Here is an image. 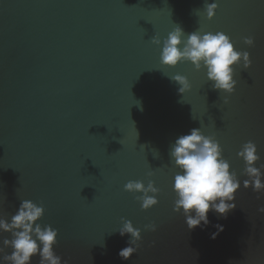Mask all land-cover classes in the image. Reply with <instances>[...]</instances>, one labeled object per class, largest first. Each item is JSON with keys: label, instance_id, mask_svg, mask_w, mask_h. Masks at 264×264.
I'll return each mask as SVG.
<instances>
[{"label": "water", "instance_id": "1", "mask_svg": "<svg viewBox=\"0 0 264 264\" xmlns=\"http://www.w3.org/2000/svg\"><path fill=\"white\" fill-rule=\"evenodd\" d=\"M207 2L219 5L212 20L205 0H0V215L42 202L40 223L59 230L54 250L69 264H264V197L243 188L237 155L252 140L264 164V0ZM177 25L224 32L251 54L249 69L236 67L234 93L214 90L191 62L161 64L152 38L163 42ZM176 74L190 91L179 92ZM193 128L219 141L242 187L226 218L210 211L209 225L189 230L173 211L180 170L169 152ZM149 179L159 203L142 210L124 185ZM122 219L158 226L128 260Z\"/></svg>", "mask_w": 264, "mask_h": 264}, {"label": "clouds", "instance_id": "2", "mask_svg": "<svg viewBox=\"0 0 264 264\" xmlns=\"http://www.w3.org/2000/svg\"><path fill=\"white\" fill-rule=\"evenodd\" d=\"M219 5L205 0L204 9L209 20L215 18ZM243 42L255 46L253 36H245ZM152 43L160 46V62L164 66L175 67L180 62H191L198 71H206L207 80L212 83L214 90L232 94L238 81L235 79L236 67L249 69L252 65L251 54L248 51L237 50L231 38L224 32H210L196 30L185 33L178 26L161 42L158 36H153ZM170 79L180 85L179 92L185 94L191 90L190 80L181 74L171 76ZM228 98H224L227 104ZM137 132V131H136ZM138 137V133H137ZM170 159L180 171L174 175L172 189L175 192L173 211L181 213L189 230L209 225V212L227 217L236 208L238 190L242 184L237 173L231 170L230 162L223 156V148L214 136H206L201 128L191 129L189 134L179 136L170 148ZM237 155L244 161L243 175L248 177L243 181V188H251L257 194L256 199L264 197V164L257 167L261 160L257 144L249 140L241 146ZM149 171L148 176H154ZM124 190L136 195L142 210H148L159 203L160 188L154 180L147 184L143 180H130L124 185ZM4 198L0 200L3 207ZM46 208L41 202L32 200L21 201L15 214L9 218L0 215V233H9L11 238L3 240L0 247L2 262L0 264H32L33 257L39 256V264H69L55 252L59 243V230L52 225L42 224ZM257 212L264 214V204ZM223 231L222 225L216 226ZM155 222L146 224L144 229L134 226L132 221L122 219V227L118 229L121 236L129 235V246L120 250L122 259L128 260L137 253L142 246L143 231L156 232ZM218 233L213 234V238ZM155 241H153V244ZM5 248L12 249L10 254Z\"/></svg>", "mask_w": 264, "mask_h": 264}]
</instances>
